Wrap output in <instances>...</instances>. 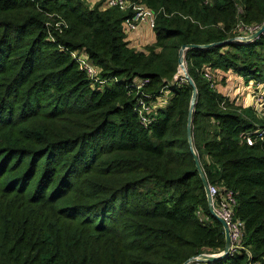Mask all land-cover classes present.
Wrapping results in <instances>:
<instances>
[{"label":"trees","instance_id":"obj_1","mask_svg":"<svg viewBox=\"0 0 264 264\" xmlns=\"http://www.w3.org/2000/svg\"><path fill=\"white\" fill-rule=\"evenodd\" d=\"M130 1L155 16L143 48L124 29L131 7L0 0V264H183L223 252L194 155L207 185L234 194L243 232L242 249L189 264H264V137L250 145L241 134L264 116L203 74L264 80V32L238 40L264 23V0ZM184 45L197 46L183 50L197 90L191 142ZM75 51L108 80L102 87ZM138 79L159 103L146 126L128 87Z\"/></svg>","mask_w":264,"mask_h":264},{"label":"built area","instance_id":"obj_2","mask_svg":"<svg viewBox=\"0 0 264 264\" xmlns=\"http://www.w3.org/2000/svg\"><path fill=\"white\" fill-rule=\"evenodd\" d=\"M108 6H117L122 10H127L128 8L131 7V9L134 11L132 21H128L124 23V29L125 32L128 34L130 31L133 29H136L142 25H147L149 29H152L154 26V21H155V16L153 15L152 11L148 10L147 8H144L141 4L139 3H134L131 2L130 0H107ZM260 27V26H259ZM257 26L254 27H245L247 31H249L248 35L244 36H239L238 40L240 41H251L250 37L255 33V30L259 28ZM72 56L77 60L78 66L81 70L86 71V73L89 75L91 79V86L100 88L102 87L103 84H105L108 80L103 79L99 76V70L96 65L92 64L88 58L83 54V53H78V52H72ZM183 65L185 67V59H183ZM184 70V69H183ZM221 70L216 71L215 77L212 74L211 68L208 66L203 67V74L210 80L211 85L216 87V78L221 75ZM185 72L183 71L180 80L184 81L187 79V77L184 74ZM240 77V75H239ZM243 77V76H242ZM242 77H240L242 79ZM215 78V79H214ZM244 78V77H243ZM115 81H118V78L114 77L113 78ZM148 79H138L135 80L134 82L130 83L128 86L129 89H136V99L134 101V109L137 112L138 118L141 122V124H144L145 126L148 125L149 121L155 118L154 116V109L159 107V103L157 101H148V98L151 97L150 93L144 92L142 89L148 82ZM246 84L249 81H254V83L257 82L258 85H262V87L257 88L255 93H258L260 89L263 88L264 90V80H254V79H248L245 81ZM259 81V82H258ZM131 90V89H130ZM129 90V91H130ZM262 92V90H261ZM226 95V94H225ZM228 97V95H226ZM146 99H144V98ZM264 97V93L262 95ZM257 104L256 107H253L254 110L256 111L257 114H261L264 116V99H257ZM261 106V107H260ZM259 107L261 108V111L259 110ZM243 135L244 140L250 145L253 144L254 139L252 136H254L255 139H262L264 137V127L257 126L256 129L250 130L249 132L241 133ZM207 192L208 195L211 197V205L213 208L214 213H216L217 216L223 219V221L226 222V225L228 227V230L230 231V245H229V252H234L238 249H242L240 245V239L242 236V222L239 221L238 219H235L233 217V212H232V205L235 202L234 200V194L232 191L226 187H218L215 184H208L207 185ZM248 255L250 256V252L247 251ZM249 264H261L260 261L256 260L252 263Z\"/></svg>","mask_w":264,"mask_h":264},{"label":"water","instance_id":"obj_3","mask_svg":"<svg viewBox=\"0 0 264 264\" xmlns=\"http://www.w3.org/2000/svg\"><path fill=\"white\" fill-rule=\"evenodd\" d=\"M264 32V23L255 30V33L250 37L251 39H255L256 36H259L260 34H262ZM189 47H197L196 45H184L181 50H180V57H179V65H180V68L181 69H184V74L185 76L187 77V80L188 82L190 83V85H192L193 87V91H192V96H191V101H190V110H189V115H188V119H187V135H188V139L190 141V135H191V112L194 108V100H195V97H196V93H197V90H196V87H194V83H193V80L190 78V76L187 74V70L185 69L184 65H183V59H184V49L186 48H189ZM191 142V141H190ZM194 159H195V162H196V166H197V169L200 173V176L202 177V180H203V183H204V186L206 187V193L208 195V192H207V180H206V177H203L202 175V172H201V167H200V163H199V160L197 159V157L194 155ZM211 201V197L210 195H208V210L210 213H212V215L217 219V221L221 224L224 232H225V244H224V251L221 252V253H204V254H201L199 256H195V257H192L191 260L189 261H186L184 262L183 264H189L190 261H202V262H211V261H214V260H218L220 258H223L225 257V255L228 253V247L230 245V231L228 230V227L226 225V222L223 221L222 218H220L219 216L216 215V213H214L213 211V208H212V205L210 203Z\"/></svg>","mask_w":264,"mask_h":264},{"label":"rangeland","instance_id":"obj_4","mask_svg":"<svg viewBox=\"0 0 264 264\" xmlns=\"http://www.w3.org/2000/svg\"><path fill=\"white\" fill-rule=\"evenodd\" d=\"M149 32L150 31H148L146 39L140 40L138 43H137V41L141 37V35L138 38L137 37L134 38L132 35L131 37L134 38L132 45L137 47V48H143L145 46L144 42L148 41L149 38L151 37ZM134 41H135V43H134ZM236 76L237 77L235 80H231V79H227L226 75L222 76V74H221L220 76H218V78H216V84L218 83L217 85H219L221 83L220 88H221L222 92L226 95L232 96L233 91L235 94H238V93L244 94L242 101L244 103H247V100L249 99V103H251V106L256 107L255 104H257V103H255V102H257V99L258 98L264 99V97H262V95L264 93L263 88L260 89V91L258 93L254 94L256 89L262 87V85L260 86L257 84V82L254 83V81H249L246 84V82L243 81L244 78L241 75H240V77H242V79L239 77V75H236ZM221 81H224V83H222ZM236 82H238V83H236ZM261 90H262V92H261ZM168 95H169V93H166V97H168ZM245 97H248V99L247 98L244 99ZM161 106H163V105H161ZM260 107H259V110L261 111ZM263 110H264V106H263Z\"/></svg>","mask_w":264,"mask_h":264},{"label":"crops","instance_id":"obj_5","mask_svg":"<svg viewBox=\"0 0 264 264\" xmlns=\"http://www.w3.org/2000/svg\"><path fill=\"white\" fill-rule=\"evenodd\" d=\"M151 29H149V27L146 25H142V26H140V27H138V28H136V29H133L132 31H130L128 34H130V38H131V40H132V42H131V45L133 44V40H134V38H138L140 35H141V37L138 39V41H137V43L140 41V40H145L146 39V36H147V34H148V31H150ZM152 34H153V32H152ZM133 35V37L134 38H132L131 36ZM149 36V35H148ZM151 36V35H150ZM154 39H155V35L153 34V36L152 37H150L149 38V40L148 41H146V42H144L145 43V45L146 44H150V43H152L153 41H154ZM134 43H135V41H134ZM136 43V44H137ZM221 74H222V76H225L226 75V77H227V79H231V80H235L236 79V73H234L232 70H228V71H222L221 72ZM222 83H224V81H221ZM236 83H238V82H236ZM218 84V83H217ZM216 84V90L218 91V92H222V90H221V88H220V85H221V83L219 84V85H217ZM223 93V92H222ZM224 94V93H223ZM225 95V94H224ZM243 96H244V94H241V93H238V94H235L234 93V91H233V94H232V96H229L228 95V97H229V99L230 100H232L233 101V103L234 104H236L237 106H239V105H241V106H244V107H246V106H251V103H249V99H248V97H245L244 99H248L247 100V103H244L242 100H243ZM244 103V104H243Z\"/></svg>","mask_w":264,"mask_h":264}]
</instances>
